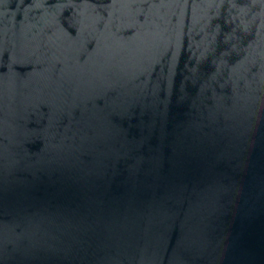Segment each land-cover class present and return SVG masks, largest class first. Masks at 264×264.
<instances>
[{
	"label": "water",
	"instance_id": "water-1",
	"mask_svg": "<svg viewBox=\"0 0 264 264\" xmlns=\"http://www.w3.org/2000/svg\"><path fill=\"white\" fill-rule=\"evenodd\" d=\"M0 264H264V0H0Z\"/></svg>",
	"mask_w": 264,
	"mask_h": 264
}]
</instances>
